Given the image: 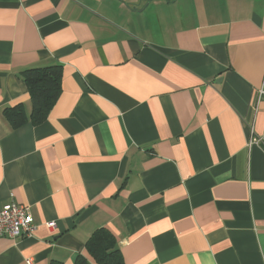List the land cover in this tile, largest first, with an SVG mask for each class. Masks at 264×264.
I'll use <instances>...</instances> for the list:
<instances>
[{
	"label": "crops",
	"instance_id": "crops-1",
	"mask_svg": "<svg viewBox=\"0 0 264 264\" xmlns=\"http://www.w3.org/2000/svg\"><path fill=\"white\" fill-rule=\"evenodd\" d=\"M263 84L264 0H0V206L35 224L0 264H103V230L123 264H264Z\"/></svg>",
	"mask_w": 264,
	"mask_h": 264
},
{
	"label": "trees",
	"instance_id": "trees-1",
	"mask_svg": "<svg viewBox=\"0 0 264 264\" xmlns=\"http://www.w3.org/2000/svg\"><path fill=\"white\" fill-rule=\"evenodd\" d=\"M22 80L28 87L31 110L26 115L21 105H16L8 110L11 111L10 120L14 126L30 121L38 124L45 120L50 108L60 92L61 65L58 63L36 65L25 68L20 72ZM102 235L90 239L88 249L95 254L97 260L103 264H123L121 254L117 249L106 250L105 243L111 236L105 230ZM107 246V247H104ZM103 249V250H102ZM79 264H85L79 260Z\"/></svg>",
	"mask_w": 264,
	"mask_h": 264
},
{
	"label": "built area",
	"instance_id": "built-area-1",
	"mask_svg": "<svg viewBox=\"0 0 264 264\" xmlns=\"http://www.w3.org/2000/svg\"><path fill=\"white\" fill-rule=\"evenodd\" d=\"M257 101L264 99V84L256 90ZM262 143V138L251 135L248 145ZM34 219L26 205L8 202L0 206V237L27 236L35 229ZM48 228L55 226L54 221L46 222Z\"/></svg>",
	"mask_w": 264,
	"mask_h": 264
}]
</instances>
